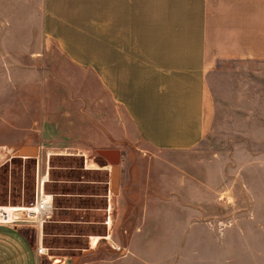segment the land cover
I'll return each mask as SVG.
<instances>
[{"label": "rangeland", "instance_id": "1", "mask_svg": "<svg viewBox=\"0 0 264 264\" xmlns=\"http://www.w3.org/2000/svg\"><path fill=\"white\" fill-rule=\"evenodd\" d=\"M43 4L0 0V207L34 202L48 173L44 190L55 209L43 228L46 254L35 244L39 264H88L89 255H128L125 264H264V62L211 73L205 138L190 150H157L115 106L113 129L105 126L111 106L102 90L101 115L90 109V82L43 37ZM105 141L121 153L118 173L99 155ZM27 145L36 158L14 157ZM119 191L126 209L113 207L106 240L108 197ZM15 225L37 239V228ZM95 236L102 240L92 250Z\"/></svg>", "mask_w": 264, "mask_h": 264}, {"label": "crops", "instance_id": "2", "mask_svg": "<svg viewBox=\"0 0 264 264\" xmlns=\"http://www.w3.org/2000/svg\"><path fill=\"white\" fill-rule=\"evenodd\" d=\"M42 33L65 66L90 82L95 113L102 104L98 90L104 92L109 130L115 106L150 147L186 151L207 134L211 73L227 63L264 62V0H44ZM91 128L97 144L100 134ZM46 136L44 141L51 139ZM100 148L117 150L110 143ZM43 179L37 188L47 194ZM115 194L108 197L106 240L114 235L113 207L124 211L128 200L122 191ZM20 227L0 224V264H39L38 237ZM91 238L93 250L102 239L95 236L91 246ZM127 256L93 255L88 264H125Z\"/></svg>", "mask_w": 264, "mask_h": 264}, {"label": "built area", "instance_id": "3", "mask_svg": "<svg viewBox=\"0 0 264 264\" xmlns=\"http://www.w3.org/2000/svg\"><path fill=\"white\" fill-rule=\"evenodd\" d=\"M54 209L55 206L52 197L45 194L41 188H37L34 202L25 206L21 211H14L15 219L13 222H8L7 219L4 218V214L6 213L0 211V224H30L33 227L37 228V252L38 254H46V249H44L42 245L43 228L51 220ZM106 226L108 227V224H106ZM120 249V247H117V250Z\"/></svg>", "mask_w": 264, "mask_h": 264}, {"label": "water", "instance_id": "4", "mask_svg": "<svg viewBox=\"0 0 264 264\" xmlns=\"http://www.w3.org/2000/svg\"><path fill=\"white\" fill-rule=\"evenodd\" d=\"M38 155L37 148H25L22 149L20 152L16 153L14 157H34L36 158ZM99 155L105 159L109 164L112 166L113 173H118L121 163V153L118 150H102L99 151ZM118 187V186H117ZM91 252L86 251V253ZM77 262V261H75Z\"/></svg>", "mask_w": 264, "mask_h": 264}, {"label": "bare ground", "instance_id": "5", "mask_svg": "<svg viewBox=\"0 0 264 264\" xmlns=\"http://www.w3.org/2000/svg\"><path fill=\"white\" fill-rule=\"evenodd\" d=\"M43 182L47 183L48 182V177H45ZM24 207L25 206H21V207H19V206H17V207L16 206L15 207H0V211L3 212V213H6V214H4V218L7 219L8 222H13L14 219H15L14 211H21ZM106 224H108V220H107ZM91 239H92L91 240V245L95 246L97 239L94 238V237H92Z\"/></svg>", "mask_w": 264, "mask_h": 264}, {"label": "trees", "instance_id": "6", "mask_svg": "<svg viewBox=\"0 0 264 264\" xmlns=\"http://www.w3.org/2000/svg\"><path fill=\"white\" fill-rule=\"evenodd\" d=\"M90 256H93V255H89V257H90Z\"/></svg>", "mask_w": 264, "mask_h": 264}]
</instances>
